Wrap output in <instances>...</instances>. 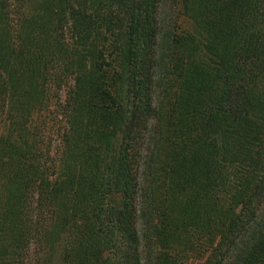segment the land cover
<instances>
[{"label":"trees","instance_id":"16d2710c","mask_svg":"<svg viewBox=\"0 0 264 264\" xmlns=\"http://www.w3.org/2000/svg\"><path fill=\"white\" fill-rule=\"evenodd\" d=\"M264 264V0H0V264Z\"/></svg>","mask_w":264,"mask_h":264},{"label":"rangeland","instance_id":"374dc122","mask_svg":"<svg viewBox=\"0 0 264 264\" xmlns=\"http://www.w3.org/2000/svg\"><path fill=\"white\" fill-rule=\"evenodd\" d=\"M183 264H198L197 260H189L187 262H184Z\"/></svg>","mask_w":264,"mask_h":264}]
</instances>
